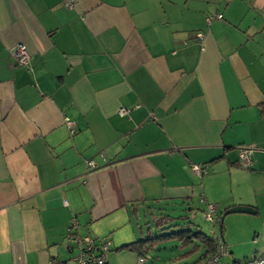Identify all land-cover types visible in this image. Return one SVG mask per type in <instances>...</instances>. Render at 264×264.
Returning a JSON list of instances; mask_svg holds the SVG:
<instances>
[{
    "label": "crops",
    "instance_id": "0c3cea01",
    "mask_svg": "<svg viewBox=\"0 0 264 264\" xmlns=\"http://www.w3.org/2000/svg\"><path fill=\"white\" fill-rule=\"evenodd\" d=\"M262 104L264 0H0V264H72V219L130 250L141 212L199 192L262 216Z\"/></svg>",
    "mask_w": 264,
    "mask_h": 264
},
{
    "label": "rangeland",
    "instance_id": "374dc122",
    "mask_svg": "<svg viewBox=\"0 0 264 264\" xmlns=\"http://www.w3.org/2000/svg\"><path fill=\"white\" fill-rule=\"evenodd\" d=\"M209 167L210 173L212 166L209 165ZM216 180L217 182H220V173L217 174ZM207 184L211 186L213 183L209 182ZM217 193L224 196L228 193V191L224 189L223 192ZM199 195L195 194L194 196L188 198L175 199V201L163 200L164 202L161 204H146V206L152 204L151 207L156 215H159V213L162 212L175 218L172 222V227L163 228L160 226L159 229L153 231V236L168 233L172 230L186 228H191L193 231L202 230L211 237L220 236V205L217 204L219 210L216 213L215 222L209 221L206 217L208 211V208L206 211V207H208V205H204V203H202ZM141 215L142 216L139 221L133 219V223L137 226V232H139L138 222L141 223L142 228H146V219L143 217L142 212ZM185 217H188V219H184ZM149 220L151 222L150 224H154V219L151 215ZM188 220L193 221L194 224H188ZM177 223L179 224L174 226V224ZM257 233H259V235H257ZM138 236L140 235L138 234ZM223 236L228 251H231V254L230 252L225 254L224 260L231 261L235 259L243 261L250 258L254 254H259L263 251L262 249L264 247V214L261 216L250 213L234 212L226 215L223 222ZM189 249L190 247L185 248L182 245L180 246V242L176 239L167 238L159 240L154 248L150 249L145 254H139L130 250L123 251L113 249V251L109 252L108 258L110 264H185L191 263L198 257V254H194L188 258H178ZM141 258H143V260H141Z\"/></svg>",
    "mask_w": 264,
    "mask_h": 264
},
{
    "label": "trees",
    "instance_id": "16d2710c",
    "mask_svg": "<svg viewBox=\"0 0 264 264\" xmlns=\"http://www.w3.org/2000/svg\"><path fill=\"white\" fill-rule=\"evenodd\" d=\"M262 105H264V104H262ZM217 212H218V209L216 206V210L212 213V216H214L213 220H209V221L215 222V216H216ZM207 213H208V211H207ZM150 215L154 219V221H153L154 224H150L151 223L149 220ZM219 218H220V226H221V235L220 236L211 237L202 230L193 231L191 228L172 230L168 233H162V234H158V235L153 236V231L159 229L160 226H162L163 228L172 227L173 226L172 222L174 221L175 218L172 216L166 215L162 212L159 213V215L158 214L156 215L154 213V211H151L149 214L147 213V215H145V219H146L145 226H146V228L145 229L141 228L142 230L143 229L144 230L142 232H139L140 233L139 238H137L135 241L126 243L125 245L121 246L118 249L128 248L130 250L136 251L139 254H145L147 251L154 248V246L156 245V243L159 240L167 239V238H173V239H176L177 241L180 242V246L182 245L185 248L190 247V249L187 250V252H184V254L181 255L182 257L188 258L194 254H198V257L194 261H192L191 263H185V264H202V263L207 262L208 260H211L215 257H218V261L215 264H242L243 262L248 261L249 259H252L254 256L247 258L243 261H239V260H235V259H233L231 261L224 260V256H221V254H220V252H221L220 251V245L222 244V242H223V244H225V240L223 237V225H221V215L219 216ZM184 219H188V217H185ZM73 222H75V225L73 224ZM187 223L188 224H192V223L194 224V222L191 220H188ZM178 224L179 223L174 224V226H176ZM76 226H77L76 221L74 219H72L70 225L67 228L68 234H69V236H68L69 241L68 242L71 243L69 245V247L71 250L74 249L75 253H76V248L74 247V244L71 242V237L84 236V235H81V234L73 231V228ZM92 237L95 239L96 244L99 246L108 243L104 239L97 238L95 236H92ZM218 240H220V241L222 240V242H220L221 244H219ZM110 251H111L110 246H108V252H107V255H105V259H104L102 264L108 263V256H109ZM227 251H228V249H227ZM229 252L231 254V251H228V253ZM102 253H103V250L98 252L97 256H99Z\"/></svg>",
    "mask_w": 264,
    "mask_h": 264
},
{
    "label": "built area",
    "instance_id": "2783aa9c",
    "mask_svg": "<svg viewBox=\"0 0 264 264\" xmlns=\"http://www.w3.org/2000/svg\"><path fill=\"white\" fill-rule=\"evenodd\" d=\"M76 0H66V3L69 6H73L75 4ZM222 18V14L217 15H210L207 18V22L211 23L214 19ZM199 37H203V35L200 33ZM14 56L18 60L20 64L27 65L30 62V53L28 51V48L25 44L20 43L18 44L14 49ZM128 108L121 107L119 109V113L121 115H125L128 113ZM66 122L71 127V130L73 132V122L69 120V118H66ZM253 151L252 146H241L239 149L240 154V160L244 166H250L251 165V153ZM87 164L90 167H95L96 163L93 159L88 160ZM192 170L198 174L203 175L207 173V166L204 164L199 163H192L191 164ZM216 210V206L214 204L208 205V213L207 218L209 220H213L212 213ZM75 225V222H73ZM71 242L74 244V247L76 248V253L72 257V264H102L105 255H107L108 252V246L109 244H103L101 246L97 245L95 242V239L91 235H84V236H76L71 237ZM219 244L222 242V240H218ZM103 253L97 256V253L102 251ZM220 254L221 256H225V254H228L227 246L225 244L220 245ZM141 260H143L141 258ZM218 261V257H215L211 260H208L207 262H204L202 264H215ZM242 264H264V250L261 251L259 254L254 256L252 259H249L248 261L243 262Z\"/></svg>",
    "mask_w": 264,
    "mask_h": 264
},
{
    "label": "water",
    "instance_id": "95a60500",
    "mask_svg": "<svg viewBox=\"0 0 264 264\" xmlns=\"http://www.w3.org/2000/svg\"><path fill=\"white\" fill-rule=\"evenodd\" d=\"M234 212H238V213H255L256 210H255V208H253L251 206H245V205H238V206L230 207L227 210H225L224 213L222 214V216H221V225H223L224 218L226 217V215H228L230 213H234Z\"/></svg>",
    "mask_w": 264,
    "mask_h": 264
}]
</instances>
